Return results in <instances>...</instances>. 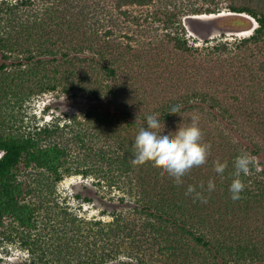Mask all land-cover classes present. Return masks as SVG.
I'll return each mask as SVG.
<instances>
[{
    "label": "trees",
    "instance_id": "16d2710c",
    "mask_svg": "<svg viewBox=\"0 0 264 264\" xmlns=\"http://www.w3.org/2000/svg\"><path fill=\"white\" fill-rule=\"evenodd\" d=\"M222 11L253 32L191 45L182 16ZM59 89L113 108L27 130L26 104ZM150 110L173 131L198 116L211 145L181 184L150 157L131 163ZM0 151V247L28 251L25 264H264V0H0ZM241 152L262 169L254 182L242 177L233 201ZM217 159L228 161L222 175ZM71 175L136 204L108 222L82 218L58 198ZM189 185L202 199L185 194Z\"/></svg>",
    "mask_w": 264,
    "mask_h": 264
},
{
    "label": "rangeland",
    "instance_id": "374dc122",
    "mask_svg": "<svg viewBox=\"0 0 264 264\" xmlns=\"http://www.w3.org/2000/svg\"><path fill=\"white\" fill-rule=\"evenodd\" d=\"M15 1V0H13ZM231 12L222 11L217 14L183 15L181 21L186 30V37L191 45L206 46L220 41H233L249 36L253 30L238 31L229 19ZM109 98L98 99L82 90L65 93L61 89L36 96L26 104L25 123L27 130L42 127L57 121L62 125L71 116L78 115L84 119L89 109L102 111L112 110ZM50 105V108L47 107ZM224 126V124H222ZM233 129V130H232ZM230 129L235 141L248 145V139H240L242 132ZM255 169L250 170L251 182L259 178L262 166L255 158ZM58 198L63 205L87 220L111 221L114 213H128L136 204V200L122 191L98 184L93 177L81 175L66 176L57 186ZM81 197L77 198L76 195ZM86 198H91L90 201ZM30 254L18 245L4 244L0 247V264H25L30 261ZM213 261V260H212ZM210 263L211 262L210 260ZM221 264V263H219Z\"/></svg>",
    "mask_w": 264,
    "mask_h": 264
},
{
    "label": "clouds",
    "instance_id": "9594fccd",
    "mask_svg": "<svg viewBox=\"0 0 264 264\" xmlns=\"http://www.w3.org/2000/svg\"><path fill=\"white\" fill-rule=\"evenodd\" d=\"M170 107L173 110L181 107L179 100H173ZM203 132L199 126V117L192 116L190 123L179 124L175 131L168 127L161 129L160 114L155 110H150L142 126L133 141V159L131 163L137 165L147 158H152L154 162L161 166L162 171L166 172L174 182L182 183V178L191 169L204 165L211 150V145L203 142ZM3 152L0 151V157ZM254 164L253 157L247 152H241L233 161V179L229 186V192L233 201L239 200L241 193L245 189L242 180L247 176L250 167ZM228 167V161H215V173L222 175ZM201 188L204 186L201 185ZM215 182L209 180L207 191L211 193L215 190ZM186 195H193L194 199H202V193L197 192L196 187L189 185ZM206 202V201H205Z\"/></svg>",
    "mask_w": 264,
    "mask_h": 264
}]
</instances>
